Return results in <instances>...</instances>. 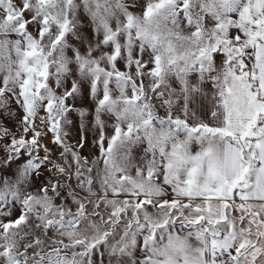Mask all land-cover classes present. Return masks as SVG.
Listing matches in <instances>:
<instances>
[{
  "label": "snow or ice",
  "instance_id": "6c2138e0",
  "mask_svg": "<svg viewBox=\"0 0 264 264\" xmlns=\"http://www.w3.org/2000/svg\"><path fill=\"white\" fill-rule=\"evenodd\" d=\"M0 264H264V0H0Z\"/></svg>",
  "mask_w": 264,
  "mask_h": 264
}]
</instances>
